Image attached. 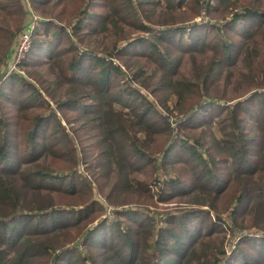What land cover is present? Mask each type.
Masks as SVG:
<instances>
[{
  "label": "trees",
  "instance_id": "16d2710c",
  "mask_svg": "<svg viewBox=\"0 0 264 264\" xmlns=\"http://www.w3.org/2000/svg\"><path fill=\"white\" fill-rule=\"evenodd\" d=\"M255 1L85 0L103 13L81 12L72 33L62 20L38 21L21 68L58 66L70 88L57 107L74 111L78 132L93 141L81 150L84 170L126 224L106 219L86 176L78 187L77 173L71 188L55 183L65 176L41 161L73 158L78 172L76 150L63 143L57 112H42L48 103L36 86L9 75L0 78L12 111L0 114V264H264V2ZM10 12L0 0V17ZM97 34L107 45L86 47ZM12 42L0 46V65ZM208 51L213 60L195 56L193 70L181 72L184 55ZM238 58L252 95L215 98L213 86ZM25 131L31 149L21 154ZM168 202L175 210L149 211ZM127 203L145 212L117 209Z\"/></svg>",
  "mask_w": 264,
  "mask_h": 264
},
{
  "label": "rangeland",
  "instance_id": "374dc122",
  "mask_svg": "<svg viewBox=\"0 0 264 264\" xmlns=\"http://www.w3.org/2000/svg\"><path fill=\"white\" fill-rule=\"evenodd\" d=\"M11 4V12L9 14H4L0 17V46L6 45L9 43L11 39H13V42L10 46V51L2 57L1 65H0V75L3 73V75L0 76V78H5L9 75H16V73H20L24 79L35 85L37 90H39V93L42 94L43 99L46 101L47 104H45L44 108L42 109V112H49L51 110H54L57 112L58 117L61 120V123L63 124L66 133L68 134L65 138L63 143H66L70 150H76V156L74 157L76 160H78V172H74L71 170L70 165L73 162V158H67L66 160L60 159H51V157L47 158L46 161L42 160L41 162H45V166L51 168V171L55 173H59L64 175L63 179L61 181H55V183L60 184L62 183V187L68 186L70 187V183L74 181L73 178H70L75 176L77 173V177H75V187H78L81 182V178L78 177L80 174L87 177V180L83 178V180L87 183H91L89 187L92 190V193L95 194L94 199L96 201H99L100 204H102L106 210L108 211V216H106V219L108 221L116 222V220H122L124 224H126V221L123 219H119L117 216L114 215V208L109 204L108 201H106L105 197L102 196V194L97 192L96 182H95V176L91 174L89 171L84 170L85 164L82 161V151L84 144H89L92 140L90 138H87L88 133L84 131L78 132V124H77V117L74 111H67V110H60L57 107L56 100H59L61 98H64L65 90L69 89L70 87L65 82L63 76L60 73H57L58 66L52 65V64H41V65H35L32 67L27 68V70H22L21 65L28 56V52L30 50V47L28 43L24 42V39L26 35L29 36V43L31 42V37L33 36L36 29H41L42 27L38 23L39 20H44L47 18H55L58 21L62 20L64 24L69 25L66 27L67 31L72 33V27L77 23V19H79L82 16L83 11L89 12L90 14L94 13H103L101 7L94 6L93 8H89V5L85 6V0H52V2H48L45 4H36L34 5L33 0H8ZM264 2V0H258ZM257 3V0L255 1ZM26 12V15L24 16L23 12L20 11L16 13V8H20ZM81 13V14H80ZM80 14V15H79ZM57 15V17H56ZM210 19L213 21L220 20V16L211 15ZM97 31H100V26H97ZM102 29V28H101ZM110 34V33H108ZM16 38L14 39V37ZM17 41V42H16ZM108 43V39L103 38L102 35L97 34L92 39H87L86 41V47L90 49H102L105 47ZM139 48H141V45L137 44ZM197 56V61H202L205 63L210 62L214 58V52L208 51L206 54H186L184 55V58L182 60V64L180 66L181 72H191L192 65H193V59ZM238 58V61H236L232 65H228L223 70H227V72L218 78L217 82L218 84L214 85L211 93L214 95L215 98H224L225 100H231L236 97V100H242L245 98L250 97L252 94L248 93L246 94L249 89L245 85L244 78L240 75L241 72H244V63H242V60ZM109 60H113L115 64H123L122 60L119 58H112ZM126 66V65H125ZM124 68V66H122ZM127 68V67H125ZM125 70L126 76H129V71L127 69ZM228 77H230V80H226ZM13 81V78L9 80V82ZM2 82V79H0V84ZM26 88V87H24ZM144 94H147L146 90H142ZM264 92V89L262 90ZM236 101H228L227 103L233 104ZM8 106L10 107V104H8L2 96H0V114L5 116L4 114H10L12 111L8 110ZM213 108L218 111L220 108H223L222 105L213 104ZM29 112H25V117L22 118V124L23 128L26 131H29V129H32L33 122L29 119L32 114L30 113L31 110H28ZM17 114V113H16ZM18 116L16 115V120ZM201 128H204V126H201ZM201 128L198 130H195L196 136H199L201 133ZM25 131V132H26ZM23 133L22 136L25 138L21 139L20 142L19 139L15 138L14 146L18 142L21 146V154H25L30 151L31 145L27 142L28 139L26 137L27 132ZM25 134V135H24ZM16 137V136H15ZM83 138H86L84 140H81ZM17 141V143H16ZM93 142V141H92ZM13 146V147H14ZM76 147V148H75ZM28 149V150H27ZM26 150V151H24ZM73 152V151H72ZM15 154H13V157ZM72 160V161H71ZM24 164H21L23 166ZM224 173V171H222ZM140 178H143L139 175ZM163 179L167 178L166 175H163ZM33 180V179H32ZM36 183H40L43 180L41 178H34L33 180ZM59 182V183H58ZM71 185V186H73ZM30 191V190H29ZM53 191V190H51ZM27 192V191H26ZM29 193V192H27ZM30 193H32L30 191ZM44 194H50L53 197V202L50 206L56 207L59 206L60 203L56 200L57 197L54 195L53 192L49 191H43ZM34 199H38L37 196L34 195ZM67 201V200H66ZM180 204H184L180 202ZM158 206V207H156ZM156 206L149 207V211L153 214L154 212H167L169 210H175V203L174 202H168V203H156ZM83 208V206H82ZM29 209V208H26ZM118 210H126V209H132L136 211H139L141 209L140 205H137L136 203H127V205H124L122 207H118ZM30 212L36 211V209H29ZM145 211H139V213H142ZM148 214V213H147ZM155 214V213H154ZM105 218V217H104ZM226 221L228 222V218L225 217ZM12 232V231H11ZM246 234V232H244ZM240 238V237H239ZM67 239L65 237L62 240ZM239 240V239H238ZM237 240V241H238ZM229 250L232 246V242L229 240ZM81 248V247H80ZM85 248H88L85 246Z\"/></svg>",
  "mask_w": 264,
  "mask_h": 264
},
{
  "label": "built area",
  "instance_id": "2783aa9c",
  "mask_svg": "<svg viewBox=\"0 0 264 264\" xmlns=\"http://www.w3.org/2000/svg\"><path fill=\"white\" fill-rule=\"evenodd\" d=\"M24 42H25V43H28L29 46H30V43H29V36H28V35H26V37H25V39H24Z\"/></svg>",
  "mask_w": 264,
  "mask_h": 264
}]
</instances>
